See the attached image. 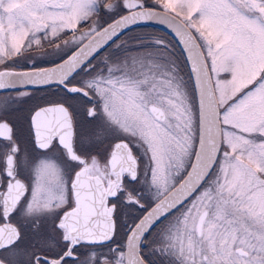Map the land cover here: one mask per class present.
Listing matches in <instances>:
<instances>
[{
    "label": "snow or ice",
    "instance_id": "1",
    "mask_svg": "<svg viewBox=\"0 0 264 264\" xmlns=\"http://www.w3.org/2000/svg\"><path fill=\"white\" fill-rule=\"evenodd\" d=\"M0 264H264V0H0Z\"/></svg>",
    "mask_w": 264,
    "mask_h": 264
},
{
    "label": "flooded vegetation",
    "instance_id": "2",
    "mask_svg": "<svg viewBox=\"0 0 264 264\" xmlns=\"http://www.w3.org/2000/svg\"><path fill=\"white\" fill-rule=\"evenodd\" d=\"M139 30H146L148 33H155V34H158V35L164 34L163 30L158 29L156 27L149 26V27H146V28L135 29L132 33H128L127 35L131 36L134 33L138 32ZM126 38H127V36L126 37H122V39H126ZM41 66H44V65H41ZM38 95H44V93H39Z\"/></svg>",
    "mask_w": 264,
    "mask_h": 264
},
{
    "label": "rangeland",
    "instance_id": "3",
    "mask_svg": "<svg viewBox=\"0 0 264 264\" xmlns=\"http://www.w3.org/2000/svg\"><path fill=\"white\" fill-rule=\"evenodd\" d=\"M148 33L146 30H139L138 32L134 33L133 35H142Z\"/></svg>",
    "mask_w": 264,
    "mask_h": 264
},
{
    "label": "water",
    "instance_id": "4",
    "mask_svg": "<svg viewBox=\"0 0 264 264\" xmlns=\"http://www.w3.org/2000/svg\"><path fill=\"white\" fill-rule=\"evenodd\" d=\"M152 27H156V28H158V29L163 30V26H160V25H154V26H152ZM163 31H164V30H163Z\"/></svg>",
    "mask_w": 264,
    "mask_h": 264
}]
</instances>
